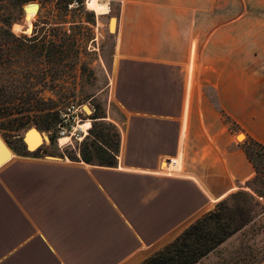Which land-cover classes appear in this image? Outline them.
I'll return each instance as SVG.
<instances>
[{"label": "crops", "instance_id": "obj_1", "mask_svg": "<svg viewBox=\"0 0 264 264\" xmlns=\"http://www.w3.org/2000/svg\"><path fill=\"white\" fill-rule=\"evenodd\" d=\"M242 4L251 29L249 0H118L112 97L125 119L117 164L15 155L1 166L0 264H138L252 177L230 134L189 114L194 66ZM260 47L226 57L245 63L246 115L234 118L264 144V32ZM194 141L202 151L205 141L216 146L208 157L221 155L207 186L182 173L180 161L178 172L165 169Z\"/></svg>", "mask_w": 264, "mask_h": 264}, {"label": "rangeland", "instance_id": "obj_2", "mask_svg": "<svg viewBox=\"0 0 264 264\" xmlns=\"http://www.w3.org/2000/svg\"><path fill=\"white\" fill-rule=\"evenodd\" d=\"M106 1L109 7L107 14H96L89 10L85 5L86 0L83 2L84 9L91 13L82 15L79 13V15L78 13L67 12L65 18L68 22H66L65 27L67 28L66 33L70 35L69 38L60 37L61 30L58 29V24L55 22L59 13L58 10L50 4L41 6L40 2L36 0L33 2H37L40 7L30 20L32 24L29 30L31 29V31L26 34L21 33L20 28L14 24L22 21L25 3L22 5L20 17L11 24L13 34L32 36L38 33L37 40L44 43V49L48 50L47 52L53 57L50 59H56L59 72L55 74L58 81L53 87V92L44 89L41 84L37 86V88H43L44 95L52 99V102L44 106L47 110L37 113L26 112L27 105L17 102L9 106L10 112L3 117L4 127L0 130V137L15 155L79 161L84 144H100L101 140H95L91 134L94 126L93 121L102 122L97 124V128L103 131V135H105L103 139L107 140V143L104 144L111 149H114L116 145L118 133L121 139L125 115L115 105L112 97L115 21L112 20L110 24V17L117 16L118 0ZM249 1L252 2V6L248 8L252 18V30L245 28V18H241L245 10L242 4V8H239L241 12H237L231 17H225L226 20L221 21V31L216 35L215 44H212L211 40L208 39L210 43L206 46L208 59L204 62H198L194 66L195 94L191 110L189 108V114L197 126L200 121H204L206 129L208 127L211 132H217L220 128V134L222 132L223 134L229 133L232 140L230 148H234L235 145L241 148L242 142L250 134L234 118L236 116L243 122L246 115L243 87L245 63L237 61L233 66L234 63L230 62L226 56L228 54L260 53V41L264 32L261 28V22L264 19V0ZM75 6L74 2L69 5V9ZM108 23L110 25L109 31L112 33L108 31ZM77 24H81V27L75 26ZM228 24H231L232 28H229ZM216 89L220 92L217 93ZM85 106L90 108V113L85 110ZM94 114H97L98 117L93 118ZM226 116H229L236 124H232ZM55 117L57 118L55 119ZM185 117L187 119V110ZM84 121L90 123L86 133L79 130V125ZM30 128L34 129L29 130ZM33 132L36 133V138L27 147L26 141L24 142V134L26 133V140L30 141L29 134ZM238 133H241V138L236 137ZM37 134L40 135V139ZM43 135L47 136L48 140L44 139ZM63 136H68L69 141L60 143L59 138ZM120 142L121 140H119L118 151L115 154L114 166H116L120 155ZM207 143L205 141V149L202 151L201 144L197 145L194 141L189 144L190 147L185 150L184 155L179 157L182 173L195 176L206 186L212 184L209 179L210 173L213 172V168L221 159V155H217L218 152L214 154V157H208L210 153L216 150V146L213 143ZM90 150L92 151V146L89 148ZM220 169L223 175L228 178L227 169L224 166H221ZM254 174L255 171L252 177ZM248 180L241 183L234 182L235 189L230 193L237 190L247 191L254 195L255 199L259 200L262 205L261 197L256 196L247 186ZM230 193L212 201L208 209L197 218L213 209ZM246 202L245 204L241 197L228 200L238 220L242 216L240 214L251 208L249 212L252 216L251 221L194 264H253L255 260L263 257L264 209L261 205H251L250 201ZM196 219L179 229L150 253L162 251Z\"/></svg>", "mask_w": 264, "mask_h": 264}, {"label": "trees", "instance_id": "obj_3", "mask_svg": "<svg viewBox=\"0 0 264 264\" xmlns=\"http://www.w3.org/2000/svg\"><path fill=\"white\" fill-rule=\"evenodd\" d=\"M29 1L34 0H0V130L4 127L3 117L10 112L9 106L17 102L27 105L26 112L37 113L47 110L44 106L52 102V99L46 97L43 88H37V86L41 84L44 89L53 92V87L58 81L55 75L59 72L58 62L56 59H50L53 57L47 52L48 50L44 49V43L37 40L38 33L32 36H16L11 30V24L20 17L22 5ZM36 1H39L41 6L50 4L58 10L55 22L61 30V38L70 36L66 33L65 27L68 22L65 18L67 12L81 15L91 13L84 9V0ZM74 2L76 6L69 9V5ZM75 26L81 27V24ZM97 117V114H94L93 118ZM226 118L232 124L235 123L229 116ZM93 122L91 134L95 140L101 141L100 144H84L80 152L81 160L89 164L114 166L115 154L119 147V133L116 135V145L114 149H111L104 144L107 140L103 139L105 136L103 131L97 128V124L102 122ZM91 146L92 151H89ZM241 148L255 171L254 176L247 181V186L256 196L261 197L262 205L247 191L232 192L218 202L213 209L186 227L166 248L147 256L138 264H194L197 262L251 221L252 216L249 214L251 208L240 214L243 216L240 218L243 219H236L235 211L228 203L230 199L241 197L245 204L246 201H250L251 205H261L264 209V144L247 136ZM262 261H264V255L253 264H259Z\"/></svg>", "mask_w": 264, "mask_h": 264}, {"label": "bare ground", "instance_id": "obj_4", "mask_svg": "<svg viewBox=\"0 0 264 264\" xmlns=\"http://www.w3.org/2000/svg\"><path fill=\"white\" fill-rule=\"evenodd\" d=\"M86 7L89 9V10H91V11H93V12H95L96 14H107L108 12H109V7H108V3H107V1L106 0H86ZM34 14H35V7H30V10H29V12H28V15H29V21H28V30L27 31H29V28H30V24H29V22H30V20L33 18V16H34ZM111 24V23H110ZM19 27V26H18ZM18 27H17V29H18ZM20 28V27H19ZM112 28H114L113 26H112ZM15 30V29H14ZM110 30V29H109ZM16 31V30H15ZM90 127V123H89V121H84L82 124H80L79 125V129H81V131L82 132H84V133H86L87 132V129ZM29 130H31V129H29ZM28 130V131H29ZM27 131V132H28ZM36 131V130H35ZM26 132V133H27ZM26 133H25V141H26V143L28 144V147L30 146V143H32V140H35V138H36V133L35 132H33V133H30L29 134V137L31 138V140L29 141V140H26ZM241 134V133H240ZM38 136H39V134H37ZM65 135V134H64ZM239 138H241L242 137V135H239L238 136ZM69 141V137L68 136H63V137H61V138H59V142L60 143H66V142H68ZM15 156V154L11 151V153H10V159L9 160H11L13 157ZM165 169L168 171V172H173V173H176V172H178V169H179V159L177 158V159H175V160H173L172 159V161H170V163H166L165 164Z\"/></svg>", "mask_w": 264, "mask_h": 264}, {"label": "water", "instance_id": "obj_5", "mask_svg": "<svg viewBox=\"0 0 264 264\" xmlns=\"http://www.w3.org/2000/svg\"><path fill=\"white\" fill-rule=\"evenodd\" d=\"M30 7H35V14H36L38 12L40 6H39V4L37 2H33V1H30V2H27V3L24 4V6H23L24 15H23L22 21H21V23H15L14 24V25L20 27L19 30L21 31V33H25L26 34V33H29L31 31V29L29 31H27L28 30V21H29L28 12L30 10ZM112 20L115 21V29L113 31V32H115L116 31L117 18L116 17H110V23H111ZM29 23H30V25L32 24L31 21ZM109 29H110V25L108 23V31H109ZM110 33H112V32H110ZM85 110L88 113L91 112L90 108L87 107V106H85ZM30 129H34V128H30ZM239 135H240V133H238L236 137H238ZM43 137H44V139L48 140L47 136L43 135ZM23 139H24V137H23ZM39 139H40V135H39ZM24 142H25V140H24ZM25 144L28 147V144L26 142H25ZM10 153H11L10 148L6 145L4 140L0 137V167L3 166L4 164H6L9 161ZM259 264H264V261H262Z\"/></svg>", "mask_w": 264, "mask_h": 264}, {"label": "built area", "instance_id": "obj_6", "mask_svg": "<svg viewBox=\"0 0 264 264\" xmlns=\"http://www.w3.org/2000/svg\"><path fill=\"white\" fill-rule=\"evenodd\" d=\"M81 131V129H79ZM82 132V131H81ZM65 133H62V135H64Z\"/></svg>", "mask_w": 264, "mask_h": 264}]
</instances>
